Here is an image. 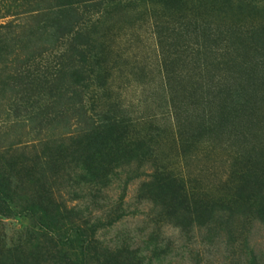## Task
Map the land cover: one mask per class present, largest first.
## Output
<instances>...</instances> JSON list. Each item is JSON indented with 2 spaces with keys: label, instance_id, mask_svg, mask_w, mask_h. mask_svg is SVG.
I'll list each match as a JSON object with an SVG mask.
<instances>
[{
  "label": "rangeland",
  "instance_id": "1",
  "mask_svg": "<svg viewBox=\"0 0 264 264\" xmlns=\"http://www.w3.org/2000/svg\"><path fill=\"white\" fill-rule=\"evenodd\" d=\"M262 31L264 0H0V168L3 176L7 162L17 171V188L5 192L15 211L0 213V264H76L39 238L44 230L29 209L38 186L87 228L86 264H264V197L249 186L232 197L229 180L240 167L264 174V102L256 117L221 132L198 134L202 121L183 122L184 138L192 137L181 145L164 81L167 72L178 79L198 69L202 41L231 44L236 63L264 55ZM79 77L88 113L118 115L134 152L90 182L81 179L80 160L63 151L35 183L27 177L39 158L72 143L65 113L57 122L49 114L57 109L51 94ZM157 168L183 179L208 211L152 200Z\"/></svg>",
  "mask_w": 264,
  "mask_h": 264
},
{
  "label": "trees",
  "instance_id": "2",
  "mask_svg": "<svg viewBox=\"0 0 264 264\" xmlns=\"http://www.w3.org/2000/svg\"><path fill=\"white\" fill-rule=\"evenodd\" d=\"M86 1L89 0H82V2ZM257 38L264 40V32H260ZM196 44L197 57L193 63L197 64V70L179 71L178 79H175L176 77L174 78V75L169 72L164 74L169 114L175 120V133L181 145L187 141L185 139L189 136L192 137V134H187L184 138L185 133L180 129L183 122L187 120L192 122L191 119L202 121L201 125L204 127L196 129L198 134L205 132L210 134L216 129L221 132L225 124L229 123L234 126L235 123L240 124L256 117L262 111L260 109L264 102V55L250 60L242 59L236 63V55L228 51L231 44H224L223 48H216L214 41L211 43L202 41ZM258 47L264 50V43L259 44ZM79 54L82 56L83 52L80 51ZM75 74L76 72H73L74 76ZM80 78L72 80L70 90L63 92L62 87L57 86L55 88L57 92L51 94V97H54V103L49 104L57 105V109H53V112L49 114H54L53 121L57 122L56 119L65 113L64 123L68 129L65 134L67 133L66 136L71 139L72 143L66 150L65 146L56 144L51 154L44 155L42 159L39 158L36 165L38 167L32 169L27 177L34 179L35 183L40 182L47 171L52 170L54 165L62 160L61 157L64 156L60 154L63 151L75 156L77 159L74 161L80 160L81 165L78 166L87 173L81 179L90 182H98L107 176L115 164L134 152L133 148L127 150L130 145L128 125L118 115L96 118L88 113V109L83 104V94L81 90H78L81 84ZM175 80L179 83L185 80L186 83L180 86L178 84L176 87V84L172 83ZM65 93L70 94L69 101L61 103L60 99L65 97ZM205 122L207 126L204 125ZM143 142L141 140L135 149L142 148ZM144 151L140 154H145ZM237 152L240 153V150ZM7 164L8 167L5 165L7 173L5 172L4 176L0 168V213L8 216L15 211V207L13 200L5 192L14 186L11 181L16 179L17 171L13 165L8 162ZM48 164H52V168ZM239 170L237 179H229L230 189L234 188L231 193L232 197L238 196V193L245 189L242 188L243 186H249L255 194L264 197V174H258L249 167L248 169L240 167ZM151 179L149 192L152 200L163 199L166 206L174 210L178 208L194 213L208 211L209 208L204 202L197 204L195 191L187 188L183 179L171 171L157 168ZM14 187L17 188L16 185ZM40 193H42V187L38 186L36 203L30 205L29 208L34 218H38L41 222L40 228L44 230L39 238L49 242L47 248L49 251L59 253L64 259L76 264H86L88 259L87 228L78 224L75 217H71L73 216L72 209H67L63 205V210L60 206H52L49 204L52 202H49L47 198H42ZM233 203H236V200ZM39 213H41L40 217L37 215ZM61 230H63L62 236L58 234Z\"/></svg>",
  "mask_w": 264,
  "mask_h": 264
}]
</instances>
